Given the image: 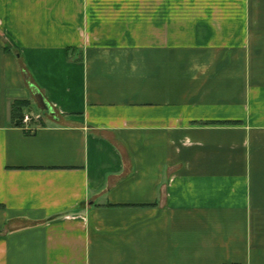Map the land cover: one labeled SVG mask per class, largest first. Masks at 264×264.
I'll return each instance as SVG.
<instances>
[{
	"label": "crops",
	"instance_id": "1",
	"mask_svg": "<svg viewBox=\"0 0 264 264\" xmlns=\"http://www.w3.org/2000/svg\"><path fill=\"white\" fill-rule=\"evenodd\" d=\"M0 264H264V0H0Z\"/></svg>",
	"mask_w": 264,
	"mask_h": 264
},
{
	"label": "water",
	"instance_id": "2",
	"mask_svg": "<svg viewBox=\"0 0 264 264\" xmlns=\"http://www.w3.org/2000/svg\"><path fill=\"white\" fill-rule=\"evenodd\" d=\"M26 78L28 79V75H26ZM30 86L33 88L34 96L37 102L40 105V109L46 113V114H51L53 113V108L50 106V104L46 101L45 97L43 94L34 86V84H30ZM17 123H20V120L17 121Z\"/></svg>",
	"mask_w": 264,
	"mask_h": 264
},
{
	"label": "trees",
	"instance_id": "3",
	"mask_svg": "<svg viewBox=\"0 0 264 264\" xmlns=\"http://www.w3.org/2000/svg\"><path fill=\"white\" fill-rule=\"evenodd\" d=\"M28 102H29L28 100H17L14 103V105H13V112H14L15 118H17V119L20 120V124H23V123H22V118L20 117V113L19 112L21 110H23L24 107H27L28 106V104H29ZM26 130L30 132V129H26Z\"/></svg>",
	"mask_w": 264,
	"mask_h": 264
},
{
	"label": "built area",
	"instance_id": "4",
	"mask_svg": "<svg viewBox=\"0 0 264 264\" xmlns=\"http://www.w3.org/2000/svg\"><path fill=\"white\" fill-rule=\"evenodd\" d=\"M39 118V117H38ZM33 121V117L29 114V112H25L22 118V123L26 129H31L30 123Z\"/></svg>",
	"mask_w": 264,
	"mask_h": 264
},
{
	"label": "rangeland",
	"instance_id": "5",
	"mask_svg": "<svg viewBox=\"0 0 264 264\" xmlns=\"http://www.w3.org/2000/svg\"><path fill=\"white\" fill-rule=\"evenodd\" d=\"M35 108H29V114L33 117V119H35L36 121H39V119L36 117L37 116V113H38V110H35L36 109V106L34 105Z\"/></svg>",
	"mask_w": 264,
	"mask_h": 264
}]
</instances>
